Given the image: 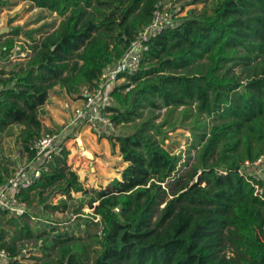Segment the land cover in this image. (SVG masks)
<instances>
[{
	"label": "trees",
	"instance_id": "1",
	"mask_svg": "<svg viewBox=\"0 0 264 264\" xmlns=\"http://www.w3.org/2000/svg\"><path fill=\"white\" fill-rule=\"evenodd\" d=\"M20 1L64 18L50 34L44 27L26 33L35 42L30 58L7 78L0 70V134L12 124L22 125L20 145L28 151L41 135L38 110L49 90L60 85L79 94L81 87L94 85L103 69L130 48L162 0ZM8 4L0 0V8ZM175 19L150 41L129 84L110 93L116 106L106 110L115 125L138 122L133 131L106 138L112 153L118 146L127 166L119 179L93 192L97 205L90 208L102 225L94 235L99 249L91 259L75 238L57 236L56 260L42 264H264V192L256 196L253 187L264 189V181L250 182L239 172L245 162L264 157V0H217L210 14ZM20 31L10 29L0 44L1 59ZM35 33L46 36L36 41ZM163 109L164 119L156 123ZM191 116L192 123L185 125ZM201 117L212 121L207 131L205 124L197 126ZM179 125L196 138L192 149L198 148L182 174L177 172L181 157L164 148L168 132ZM68 155L65 149L56 156L21 200L57 209L43 197L47 189L53 196L85 192L67 165ZM7 172L0 162V183ZM5 216L0 213V219ZM18 219L8 223L29 236ZM3 240L0 226V249L15 255V247ZM227 246L234 256L223 253ZM42 251L47 255L46 247Z\"/></svg>",
	"mask_w": 264,
	"mask_h": 264
},
{
	"label": "rangeland",
	"instance_id": "2",
	"mask_svg": "<svg viewBox=\"0 0 264 264\" xmlns=\"http://www.w3.org/2000/svg\"><path fill=\"white\" fill-rule=\"evenodd\" d=\"M2 1H7L9 6L0 8V32H3L0 35V44L9 37L7 34L10 32V29L19 27L21 31L17 36H13L14 41L22 43L21 48L23 49L31 48L35 45V42L29 39L26 33L44 27L47 34H50L52 31L58 29L60 23L64 20V18L46 9L36 8L30 2H22L20 0ZM216 1L200 0L195 5L182 7L184 4L191 2V0H162L165 3L172 2L170 11L175 16L177 22L189 16L190 13L197 15L206 11L210 14ZM43 36H46V33L33 34V38L36 41H40ZM26 62H0V70H3L5 74L2 77L7 78L11 71H17ZM239 71L240 68L234 69L235 73ZM199 75L202 77L207 76L209 79L217 82L222 81L220 76L215 77L211 73H199ZM110 93L107 94L106 106L115 107L116 103L110 96ZM76 97V93L69 94L60 85H55L49 90L45 104L38 110V118L42 127L41 134L57 131L63 123L68 122L66 106L72 107L76 101ZM181 109L179 108L173 113V120L178 118ZM192 111H194L193 108ZM157 114L158 119L156 123H159L164 119L165 109L157 111ZM199 120L197 126H204L205 124L203 130L207 131L212 121L205 119V117H201ZM192 121L193 116L183 122L185 125H188ZM137 122L118 127L117 133L133 131ZM22 130V125L12 124L0 134V162L3 164L6 165L8 160H16L17 153L21 151L20 137ZM200 130L202 129H196V134ZM167 136L168 139L164 141V148L181 157L177 172L178 174H182L187 169L185 165L194 161L195 152L198 148L192 149V147L196 138L191 135L188 129L180 125L168 132ZM92 137L88 130H81L77 134V141L71 138L66 144V148L69 151L67 165L76 174L78 182L82 185L85 192H71L69 196H62L56 193L53 196L51 189L44 191L43 197L48 198V203L51 206H56L57 209H44L43 205H39L37 201H34L31 206L27 205L29 210L28 215L30 216L17 220L19 228L23 226L29 228L31 234L27 237H25L26 232L20 233L14 223H8V220L11 218L10 216L0 219V226L4 232L3 241L6 245H13L16 251L26 249L29 252V258L34 257L35 259H39L33 261L30 259L27 261V264H42L46 260H56L59 247L55 246L53 241L57 236H72L75 238L73 241H78L81 248L85 250L91 259L94 256L93 252L99 249L96 246L94 235L100 234L102 225L100 224V218L94 216V211L90 208V204L92 207L97 205L96 202H92L95 197L93 192L104 189L113 179H119V172L127 166V163L122 162L121 157L118 156V146L115 147L114 154L107 139H97L95 137L96 140H94V137ZM78 141L80 144H78ZM88 156H91V158H88ZM163 206L164 204L160 208ZM32 208L35 212L32 211L30 213ZM43 247L47 248V255H44L42 251ZM223 253H225L227 258L234 256L232 248L229 246H227Z\"/></svg>",
	"mask_w": 264,
	"mask_h": 264
},
{
	"label": "built area",
	"instance_id": "3",
	"mask_svg": "<svg viewBox=\"0 0 264 264\" xmlns=\"http://www.w3.org/2000/svg\"><path fill=\"white\" fill-rule=\"evenodd\" d=\"M171 8L172 2H159L155 6L150 23L138 31L130 48L117 61L103 69L94 85L81 87L73 106H66L68 122L63 123L57 131L41 134L32 141L28 151L21 149L16 160H9L12 166H6L8 172L3 174L4 181L0 183V213L14 218L29 214L27 203L21 200L20 194L40 180L42 174L49 170L54 158L61 155L63 150H67V141L71 138L77 141V134L81 130H88L97 139H106L118 134V126L106 110L107 94L121 85L129 84L127 78L138 72L150 41L171 24ZM21 46L22 43L14 42V48L8 57L0 58V62L27 61L32 55V50L26 47L23 49ZM130 88L132 86L126 91ZM239 172L250 182L264 181V157L252 163L245 162ZM253 187L255 195L263 197L264 189L258 184H253ZM28 260L29 252L26 249L17 251L15 255L6 249H0V264H27Z\"/></svg>",
	"mask_w": 264,
	"mask_h": 264
},
{
	"label": "crops",
	"instance_id": "4",
	"mask_svg": "<svg viewBox=\"0 0 264 264\" xmlns=\"http://www.w3.org/2000/svg\"><path fill=\"white\" fill-rule=\"evenodd\" d=\"M91 136H92V135H91ZM93 137H94V136H93ZM93 137H92V138H93ZM93 139L96 140L95 137H94ZM78 144H80L79 141H78ZM6 163H7L8 165H12V164L9 162V160H8ZM7 164H6V165H7Z\"/></svg>",
	"mask_w": 264,
	"mask_h": 264
},
{
	"label": "water",
	"instance_id": "5",
	"mask_svg": "<svg viewBox=\"0 0 264 264\" xmlns=\"http://www.w3.org/2000/svg\"><path fill=\"white\" fill-rule=\"evenodd\" d=\"M3 34V32H0V35ZM88 158H91V156H88Z\"/></svg>",
	"mask_w": 264,
	"mask_h": 264
}]
</instances>
